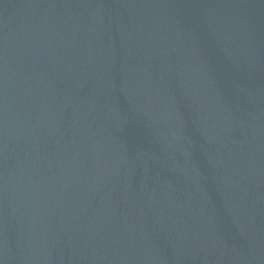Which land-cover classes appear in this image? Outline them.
<instances>
[{"label":"water","instance_id":"water-1","mask_svg":"<svg viewBox=\"0 0 264 264\" xmlns=\"http://www.w3.org/2000/svg\"><path fill=\"white\" fill-rule=\"evenodd\" d=\"M0 264H264V0H0Z\"/></svg>","mask_w":264,"mask_h":264}]
</instances>
